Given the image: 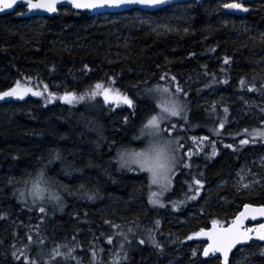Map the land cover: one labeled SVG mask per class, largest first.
<instances>
[{
    "label": "trees",
    "instance_id": "trees-1",
    "mask_svg": "<svg viewBox=\"0 0 264 264\" xmlns=\"http://www.w3.org/2000/svg\"><path fill=\"white\" fill-rule=\"evenodd\" d=\"M227 2L191 1L95 17L62 7L57 16L26 18L18 16L24 10L19 6L0 15V91L25 79L43 93L0 100V264H25L23 257H13L18 250L36 264L57 258L67 264H219L215 256L202 258L204 243L189 237L214 220L230 221L245 204L264 205V189L238 191L228 182L264 146L254 114L241 112L264 104V0L247 2L248 12L222 8ZM157 25L167 27L153 31ZM164 75L168 79L160 80ZM173 76L172 91L178 84L188 93L180 97L188 122L171 117L163 127L177 125L172 136H181L182 144L185 135L189 142L169 193L191 196L194 176L210 189L178 211L163 213L149 202L148 176L119 169L117 152L145 144L141 127L160 111L158 99L145 89L167 87ZM97 83L128 95L135 106L106 103L102 95L72 104L59 99L65 91L91 92ZM253 83L257 90L250 91ZM241 139L250 142L241 145ZM32 181L43 190L36 204L27 191ZM149 231L161 248L147 242ZM246 248L244 264H264V243L258 242L237 249L231 264ZM125 251L127 259H118Z\"/></svg>",
    "mask_w": 264,
    "mask_h": 264
},
{
    "label": "snow or ice",
    "instance_id": "snow-or-ice-1",
    "mask_svg": "<svg viewBox=\"0 0 264 264\" xmlns=\"http://www.w3.org/2000/svg\"><path fill=\"white\" fill-rule=\"evenodd\" d=\"M168 3V0H0V11L14 9V6L23 5L26 8L25 10H21L18 12V15H26L27 12H33L37 10H43L47 13H56L59 4L70 5L71 8L76 10H93V9H101V8H120L126 5H139L144 8H156L160 5H164ZM247 0L244 2H239V0H230V2L223 3L221 5L222 8L228 10H242L244 12H248L249 8L246 7ZM146 22V21H145ZM167 27L166 25H157L156 28H153V31H156L157 28ZM171 30V29H169ZM188 29H184L187 31ZM247 31V29H245ZM261 40H264V33L260 34ZM255 39V37H253ZM214 50V49H213ZM230 57H224V64H228L230 61ZM84 69H89L87 64L84 65ZM114 82V78H109ZM167 76H161L160 80H167ZM255 79V77L253 78ZM176 77H171V80L168 82L169 86L156 85L154 88L145 89V92L149 96H154L158 99V107L160 111L151 115L147 122L141 127V135L145 132L152 137L153 143H151L147 150L142 152H127L120 151L117 152L118 163L122 168H127L128 170H144L147 171L151 185H157L160 188L159 193H151L149 196V202L152 204H160L159 196H162L165 191L169 189L172 184V178L175 176L176 171L178 170V166L182 163V156L178 155L180 149L185 147V145L180 143V139L177 137L173 138H165L166 135L171 134L173 130L177 127V125H172L170 128H164L163 123L169 122L171 117H181L187 120L186 115V103L183 102L180 97H187L188 93L184 91L178 84L176 85L174 91L171 89V82L175 81ZM227 81H225L226 83ZM246 82L243 78L241 79V85L243 86ZM47 86H45V89ZM249 90H257L255 84L249 85ZM32 91V94L35 96H42L43 93L40 91H33L30 88H22L20 87V82L17 81L16 86L9 88L5 91H0V100H4L8 97H17L19 99H23L24 96ZM49 98L53 97L54 93H49ZM102 95L104 101L107 103L111 100H118L128 105L129 107H134V100L126 94L121 93L119 90H113L111 88H104L100 83H97L95 86V90L91 92H86L83 94H77L74 91H65L59 99L65 101L66 103L72 104L75 102L83 101L85 99H95L96 96ZM227 111V109H225ZM125 122H127V117H125ZM264 123V121H262ZM220 127L223 128V122L220 124ZM247 131V130H245ZM261 137H264V132L258 133ZM192 140H196V137H192ZM203 139L207 140V137ZM160 141L163 142V146H161ZM250 141L248 139H241L240 144L245 145ZM255 142V141H252ZM215 142L213 141V145ZM228 148H232L233 145H226ZM217 154L215 147H213V151L211 156H215ZM188 156L192 155V149L188 150ZM55 159H59V154L54 157ZM133 165L137 167L135 169L132 168ZM190 167V165H185ZM43 170L39 173V175H43ZM202 175V174H201ZM11 182V181H10ZM259 181H253L256 183ZM26 185L29 184L28 180L24 182ZM251 185L245 184L243 187H249ZM83 188V185L80 186ZM204 187V181L200 178L193 177L191 183H189V189L193 192V195L189 197L190 199H196L197 196L200 195L202 188ZM28 194L33 197L32 203L36 204L38 200L42 201L43 197L41 195L42 189L35 183V181L31 182V187L27 189ZM88 199H93V194H87ZM25 196V191L20 190V198L23 199ZM155 197V198H154ZM52 199L59 200L58 197H52ZM183 203V202H181ZM176 205H173L175 207ZM245 211L241 212L232 223V225L226 229H217L215 227L216 221H213V229L209 232H204L201 229L200 233H196L194 235H207L211 243H209L203 250V255L205 257L209 256L210 253H219L220 255L214 257L220 261V264H231V254L233 253L236 246H241V249L247 245V243L252 240V234L255 233L256 237H258L259 241H264V224L259 225L255 229H247L242 228L241 225L246 215L250 212L254 214H258L260 216H264V206H260L258 208H254L250 204L244 205ZM40 213H45V207H39ZM3 214H0L2 217ZM105 223H111L110 221H105ZM157 227L159 226V221L156 222ZM113 228H119L118 225L112 224ZM133 229L129 228L128 232H132ZM120 236L124 238V241H127V234L124 232L119 233ZM191 238V237H189ZM32 240V237L29 236V241ZM107 240L109 243L112 242L113 237L108 236ZM140 244H144L145 239H140ZM147 242L154 245L156 248H161V245L156 241L155 236L151 231H149L147 236ZM25 249L28 245L24 246ZM58 248L60 246H57ZM124 249V242H121V250ZM20 251V255L18 256L16 251L12 253L13 257L17 260L23 257L25 264H36L35 260H31L29 256L23 250ZM73 251L72 248L68 249V253L71 254ZM261 253L264 254V249H261ZM59 254V253H56ZM193 255H196L195 250L193 251ZM122 259H127V252L125 251L123 257H118ZM246 257L237 261V264H244Z\"/></svg>",
    "mask_w": 264,
    "mask_h": 264
},
{
    "label": "rangeland",
    "instance_id": "rangeland-1",
    "mask_svg": "<svg viewBox=\"0 0 264 264\" xmlns=\"http://www.w3.org/2000/svg\"><path fill=\"white\" fill-rule=\"evenodd\" d=\"M18 81L20 82V87H22V88H30L33 91H39L37 89V87H35L31 82H29V81H27L25 79H21V80H18ZM16 83H17V81L15 82V84L12 87L16 86ZM30 95H33L32 94V91H29L24 96V98L27 97V96H30ZM5 99H15V100H19V101L23 100V99H19L17 97H8V98H5ZM241 112H243L245 114L246 113H253L254 114V118L256 120V123L258 125H260V132H264V123H262V121H264V104L261 105V106H256V107H252V108L242 109ZM187 114H188V112L186 111V115ZM174 118H176V119H182L185 123L188 122V117H187V120H185V119H183L181 117H174ZM200 126H201L200 122H198L196 124L194 123L193 128L194 127L199 128ZM173 132L175 134V131L174 130H173ZM173 132L171 134L166 135L165 138H173V139H175L174 138L175 136H172V135H174ZM143 135L146 136V142H145V144L143 146L138 147V149L135 148V149H129V150H126V151L127 152H142V151L147 150L148 147H149V145L151 143H153V140H152V137H150L147 134V132H145ZM255 136H256V134H255ZM177 137L180 140L182 138L181 136H177ZM256 137H258V136H256ZM260 138L264 142V137H260ZM183 139H184V142L182 144L183 145L188 144L189 140H188V138L185 135H184ZM160 144H161V146H163V142L162 141H160ZM181 154L182 153H181V149H180L179 152H178V155L181 156ZM117 165H118V168L119 169L128 170L127 168H122L120 166V164L118 163V159H117ZM136 167H137L136 165H133L132 166L133 169H135ZM132 171L140 172V173L143 172V173H145L148 176V179H149L150 174L147 171H144V170H132ZM253 181H259V182L253 183ZM228 182H229V184L235 190H238V191L242 190V191L250 192V191H252L254 189H256V190H258V189H264V146H263V149L262 150H253L252 151V155L249 157L248 161L246 163H244L241 167H239L235 171L234 176ZM219 183H221V182H219ZM245 184H248V185H251V186H249V187H243V185H245ZM149 186H150V181H149ZM209 189H210V187H206L204 189L202 188L201 192L203 193V196L204 197L207 196V192L209 191ZM159 192H160L159 186H157V185H151L150 186V191L148 193V198H149V196H150L151 193H159ZM169 192H170V187H169V189L167 191H165L163 193L162 196H159L158 197V199L160 200V204H154L156 207H159L161 209L163 208L161 210V212H163V213L168 208L171 209V210H173V211H178L179 207L185 205L187 201H189V200H195V199H190L189 198L193 194L191 196H187L186 198L184 197L183 199L182 198L178 199L179 198L178 195H176V194H170ZM184 192L185 191H183V194H184ZM197 198H198V196L196 197V199ZM181 202H183V203H181ZM173 205H176V206L173 207ZM190 214H192V212ZM218 222L219 223H222L220 221H218ZM194 234L191 236V238L192 237L194 238V236H195ZM248 251H249L248 248L244 249L241 252L239 258L235 259V261L233 262V264H237V261H239L240 259L244 258L247 255V252ZM86 258H87V260H90L89 257H86ZM54 264H67V263L63 259H61V258L58 259L57 258L54 261Z\"/></svg>",
    "mask_w": 264,
    "mask_h": 264
},
{
    "label": "water",
    "instance_id": "water-1",
    "mask_svg": "<svg viewBox=\"0 0 264 264\" xmlns=\"http://www.w3.org/2000/svg\"><path fill=\"white\" fill-rule=\"evenodd\" d=\"M189 1L200 2V1H205V0H168V3H166L164 5H160V6L156 7V8H144V7H141L139 5H126V6H122L120 8H107L106 7V8L93 9V10H76V9L71 8L70 5L59 4L57 6L58 10H57L56 13H47V12H45L43 10H37V11H33V12H27L26 15H22V16L28 17V18L35 17V16L53 17V16H57L59 14V8H61V7H70L71 10H73L75 12H86L88 16H98V15H102V14H115V13L129 11V10H132V9H139V10H143V11H148L149 12V11L158 10V9L164 7V6H169V5H172V4L184 3V2H189ZM241 1H244V0H241ZM252 1H254V0H247V2H252ZM18 6H23V5L14 6V9H8V10L0 11V15L14 12L17 9ZM25 11H26V8H25ZM250 205H252L254 208H258L260 206H264V205H254V204H250ZM243 211H245L244 206L236 213V215L233 217V220H232L231 223H228L227 225H223L222 226V225H219L216 222L215 227L218 230L219 229H226V228L230 227L232 225V223L235 221L236 217ZM249 223H256V225H254V224L249 225ZM261 224H264V216H260L258 214H254V213L250 212L248 215L245 216L241 227L242 228H247V229H255ZM212 229H213V222L210 223L209 227L204 228L203 230H204V232H209ZM200 231L197 232V233H200ZM196 240L205 242V245H204V247L202 249V257L206 258L203 255V250L209 243H211V241L209 240L207 235H196ZM253 241H258V242L264 243V241H259L258 240V237H256L255 233L252 234V240H250L247 244H249L250 242H253ZM239 247H241V246H239V245L236 246L234 251L237 250ZM211 254H213L216 257L220 255L219 253H210L209 255H211Z\"/></svg>",
    "mask_w": 264,
    "mask_h": 264
}]
</instances>
